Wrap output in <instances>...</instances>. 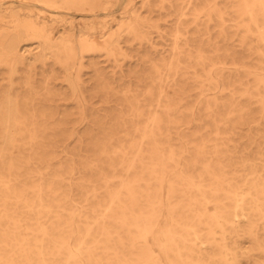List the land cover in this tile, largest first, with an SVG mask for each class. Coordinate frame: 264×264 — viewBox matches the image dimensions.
<instances>
[{"label":"bare ground","instance_id":"bare-ground-1","mask_svg":"<svg viewBox=\"0 0 264 264\" xmlns=\"http://www.w3.org/2000/svg\"><path fill=\"white\" fill-rule=\"evenodd\" d=\"M119 1L19 0L6 5L0 0V66L7 67L11 82L0 90V264H264V156L258 152L250 164L243 154L235 155L228 127L184 132L193 111L184 101V87L176 84L191 69L200 96L242 93L252 99L257 92L262 107L264 0H234L232 6L236 25L245 33L243 45L255 41L261 60L252 70L251 86L240 77L223 76L227 68L218 59V48L212 58L201 48L193 50L186 59L196 64L183 65V50L175 41L172 56L161 58L146 77L154 83L146 92L149 99L125 96L122 108L93 120L82 137L69 130L67 116L56 118L50 104L35 106L41 93L45 101L58 96L49 87L48 73H43L41 88L26 74L28 90L12 91L11 78L20 68L28 73L52 57L66 72L72 95L85 97L78 74L87 54L111 56L123 32L145 39L143 18L135 8L117 21L116 29L101 23L97 11ZM34 4L54 13H32ZM70 10L81 12L86 25L78 35L73 19L58 13ZM209 12L223 18L222 10ZM57 22L62 31L55 30ZM97 24L108 29L100 41L89 30ZM218 63L222 66L215 77ZM233 66L242 68L235 61ZM197 67L202 74L196 75ZM95 72L103 82L98 90L109 95ZM76 105L78 120L88 118L82 103ZM260 137L264 143V134ZM68 139L76 146L69 149ZM83 150L90 160H82ZM71 154L77 155V167Z\"/></svg>","mask_w":264,"mask_h":264},{"label":"rangeland","instance_id":"rangeland-1","mask_svg":"<svg viewBox=\"0 0 264 264\" xmlns=\"http://www.w3.org/2000/svg\"><path fill=\"white\" fill-rule=\"evenodd\" d=\"M1 1L9 5L19 0ZM127 2L128 0H120L107 6L106 11H97L101 15V20L103 19L101 23L105 24L107 28L116 29L117 21L128 17L127 12L135 8L143 18L140 33L145 36V39L140 40L132 34L123 32L119 35L118 44H115L116 47L111 56L104 51L87 54L84 58L85 65L78 74L81 84L86 88L85 97L82 96V93L78 98L72 95L69 83L65 80L66 72L55 63L52 57L46 61L45 66L36 63V67L31 68L28 73L27 69L20 68L11 78L14 83L12 91L23 93L28 90V87L23 85L26 74H31L35 86L41 88L46 76H43V73H48L46 80L49 81V87L56 91L58 96L45 101V94L41 93L39 99L35 101V106L44 108L50 104L56 118L62 119L67 116L66 125L69 130H73L75 136L82 137L87 128L95 125L93 120L104 118V115L115 114V109L122 108L121 100H125V96H128L129 99L133 95L139 99H149L146 92L154 83L146 77L152 73L155 64H162L161 58L168 60L172 56L175 41L183 50L180 55L183 65L196 64L195 61L186 59L188 54L195 53L192 52L193 50L201 48L206 56L212 58L218 48V59L224 61L227 68L224 69L223 76L231 77L233 80L240 77L244 86H251L254 76L252 70L258 66L261 60L255 53V41L248 40L247 46H244L241 41L245 33L236 25L237 17L232 8L236 5L234 0H131L130 6L125 9L124 6ZM33 7L32 13L43 10L48 17L54 13V10L47 6H35L34 4ZM213 9H218L219 12L222 10L223 18L209 12ZM198 10H201V13L195 17ZM58 13L73 19V29L76 31V35L86 27L81 18V12L70 10ZM105 15L109 16L104 17ZM61 24L60 22L55 23L57 32L62 31ZM99 25L95 26L96 30L94 31L88 28L96 41H100L101 34L108 31ZM176 33L179 35L177 40H175ZM250 45L254 47L252 51L248 49ZM234 61L242 66L240 70H234ZM221 66L220 63L216 65V68L212 70L213 76L217 77L215 72L220 71ZM77 70V68L73 70L72 78L76 77ZM96 70L100 72V76L105 80L104 83L109 87V95L98 90L103 82L96 80ZM196 71V75L203 73L202 69L200 70L198 67ZM8 73L7 67L0 66V90H7L11 86ZM192 76L194 75L190 69L187 79L176 78L177 86L184 87L183 94L186 105L193 111L191 116L193 121L185 126L184 132L202 133L207 128L228 127L233 136L231 144L234 147H231V150L235 155L243 154L250 164H254L253 156L255 154L259 152L264 156L263 137H260L261 134H264V105L261 107L260 102L255 100L257 92H252L255 94L252 99L242 96V93L200 96L199 84L194 81ZM218 77L222 83L223 77ZM171 84L176 88L172 80ZM207 85L205 80L203 86ZM155 89L157 88L155 87ZM173 95L178 96L176 93ZM261 95L263 99L264 92H261ZM76 103H82L88 118L82 121L78 120ZM209 103L211 106L207 108ZM230 103H233V107ZM238 107L242 108L241 111L237 110ZM66 144L69 149L76 146L73 139H68ZM64 155L65 151L59 157L64 159ZM79 155L85 156L83 161L90 160L89 155L91 154L84 150ZM70 156L73 159V166L77 167V155L71 154ZM93 178H97V175H93ZM244 246H248V243H245Z\"/></svg>","mask_w":264,"mask_h":264}]
</instances>
